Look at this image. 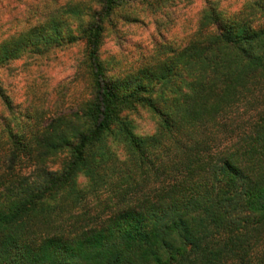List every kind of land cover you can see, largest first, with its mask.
Listing matches in <instances>:
<instances>
[{"label":"trees","instance_id":"1","mask_svg":"<svg viewBox=\"0 0 264 264\" xmlns=\"http://www.w3.org/2000/svg\"><path fill=\"white\" fill-rule=\"evenodd\" d=\"M130 2L70 8L79 109L17 115L0 80V264H264V0H181L178 43L112 81L100 46ZM48 28L0 42V71ZM138 107L158 117L145 134Z\"/></svg>","mask_w":264,"mask_h":264},{"label":"rangeland","instance_id":"2","mask_svg":"<svg viewBox=\"0 0 264 264\" xmlns=\"http://www.w3.org/2000/svg\"><path fill=\"white\" fill-rule=\"evenodd\" d=\"M90 1L0 0V42L35 27H49L47 36L38 39L33 47L34 50L39 48L41 53H21L0 71V80L17 115L34 109L50 114L72 113L89 98L92 80L84 63V43L70 44L66 35L73 28L79 36L82 26L78 17L72 16L71 6L75 5L82 14L92 6ZM129 1V5L113 15L100 46V61L112 81L132 72L142 61L157 54L158 49L176 45L185 18L181 0ZM196 13V6L189 8V23ZM61 16L64 19H57ZM66 20L68 23L60 28H53V22ZM126 115L143 134L152 131L158 122L149 108L138 107ZM115 150L121 160L126 158L122 147L117 146ZM79 184L90 186L84 176L79 177ZM102 201L104 206L107 201L105 198Z\"/></svg>","mask_w":264,"mask_h":264}]
</instances>
